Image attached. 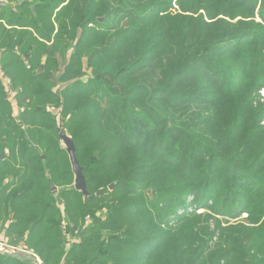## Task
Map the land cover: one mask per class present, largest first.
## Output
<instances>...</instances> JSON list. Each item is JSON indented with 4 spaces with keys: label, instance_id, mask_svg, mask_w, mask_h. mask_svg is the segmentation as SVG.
Listing matches in <instances>:
<instances>
[{
    "label": "trees",
    "instance_id": "obj_1",
    "mask_svg": "<svg viewBox=\"0 0 264 264\" xmlns=\"http://www.w3.org/2000/svg\"><path fill=\"white\" fill-rule=\"evenodd\" d=\"M3 1L2 240L42 264H264V0Z\"/></svg>",
    "mask_w": 264,
    "mask_h": 264
},
{
    "label": "water",
    "instance_id": "obj_2",
    "mask_svg": "<svg viewBox=\"0 0 264 264\" xmlns=\"http://www.w3.org/2000/svg\"><path fill=\"white\" fill-rule=\"evenodd\" d=\"M0 5H5V2L0 0ZM60 139L62 140V143L66 149V152L68 154L69 157V161L71 164V169L72 172L74 173V187L76 190L80 191L83 195V197L85 198H91L92 195L89 194L86 190V183H85V178L84 175L82 174V168L78 165V162L75 158L74 155V144L72 142V140L70 139V137H68L65 134L60 133ZM113 184L109 185V188H112ZM52 190H55L54 187H52ZM101 189H99L98 191H96L95 195H100L101 193ZM3 253H8L14 256H18V257H22V258H28V259H32L36 264H42L40 262V260L32 254H29L25 251H22L18 248H11V249H7L4 250Z\"/></svg>",
    "mask_w": 264,
    "mask_h": 264
},
{
    "label": "rangeland",
    "instance_id": "obj_3",
    "mask_svg": "<svg viewBox=\"0 0 264 264\" xmlns=\"http://www.w3.org/2000/svg\"><path fill=\"white\" fill-rule=\"evenodd\" d=\"M8 77V76H7ZM9 78V80H10V77H8ZM84 78V77H83ZM2 83V82H1ZM3 87H4V85H3ZM13 90L12 89V82L10 81V85H9V90ZM8 93V101L10 102V104H11V106H12V110H13V112L14 111H16L17 110V105H16V100H14V99H11V97H10V95H11V93H13V94H15L13 91L12 92H7ZM261 94L264 96V90H262L261 91ZM52 111H54V110H52ZM14 114V113H13ZM61 146H63L64 147V145L61 143ZM65 148V147H64ZM72 184H74V180H73V183ZM52 187H54L55 188V190H52ZM51 190H52V193L53 194H55L56 193V190H58V187L57 186H55V185H52L51 186ZM147 192H149L150 193V190L148 189L147 190ZM58 207H61V209L63 208V203L62 202H58ZM208 213V211H204L203 209L202 210H199V212H197L196 211V213L197 214H201V213ZM244 217H245V215H243ZM84 220L86 221L87 220V218L86 217H84ZM212 223V222H211ZM64 224V222L62 221L61 222V225H63ZM212 225H214V222H213V224ZM63 227V229H65V224L62 226ZM2 234H3V231L2 230H0V252H2L3 253V251L4 250H7V249H11V248H18V247H14V246H12V245H10V244H8L7 242H4L3 240H2ZM67 240H69V238L67 239ZM20 250H21V248H19ZM37 257V256H36ZM38 258V257H37ZM39 259V258H38Z\"/></svg>",
    "mask_w": 264,
    "mask_h": 264
},
{
    "label": "built area",
    "instance_id": "obj_4",
    "mask_svg": "<svg viewBox=\"0 0 264 264\" xmlns=\"http://www.w3.org/2000/svg\"><path fill=\"white\" fill-rule=\"evenodd\" d=\"M0 80H1V82L3 83L4 87H5L9 92H12L11 89L9 90L10 80H9V78L4 74V71H3L2 68H1V64H0ZM10 97H11V99H14V94L11 93ZM199 210H202V209H201V208H198V209H197V212H199ZM179 212H181V211H179Z\"/></svg>",
    "mask_w": 264,
    "mask_h": 264
},
{
    "label": "crops",
    "instance_id": "obj_5",
    "mask_svg": "<svg viewBox=\"0 0 264 264\" xmlns=\"http://www.w3.org/2000/svg\"><path fill=\"white\" fill-rule=\"evenodd\" d=\"M1 1H3V0H1ZM3 2H5V1H3ZM5 4H6V2H5ZM19 249V248H18Z\"/></svg>",
    "mask_w": 264,
    "mask_h": 264
}]
</instances>
